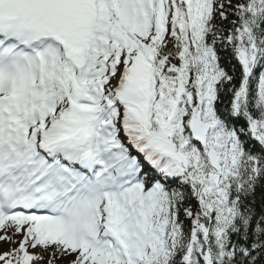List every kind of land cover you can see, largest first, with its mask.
<instances>
[{"label": "snow or ice", "instance_id": "6c2138e0", "mask_svg": "<svg viewBox=\"0 0 264 264\" xmlns=\"http://www.w3.org/2000/svg\"><path fill=\"white\" fill-rule=\"evenodd\" d=\"M262 181L264 0H0V264H264Z\"/></svg>", "mask_w": 264, "mask_h": 264}, {"label": "trees", "instance_id": "16d2710c", "mask_svg": "<svg viewBox=\"0 0 264 264\" xmlns=\"http://www.w3.org/2000/svg\"><path fill=\"white\" fill-rule=\"evenodd\" d=\"M233 63H235V61H233ZM226 67H229V71L231 72L232 70H231V67L230 66H228V65H225ZM239 68V66L237 65V69ZM237 76H238V71H237ZM242 123V122H241ZM249 145H251V144H253L254 142L253 141H251V140H249ZM254 150H258V146H257V148L256 149H254ZM255 199H256V205H255V207H256V211H257V213H259L260 212V210H261V207L262 206H264V181H262L261 182V185L260 186H258L257 187V189H256V193H255Z\"/></svg>", "mask_w": 264, "mask_h": 264}, {"label": "rangeland", "instance_id": "374dc122", "mask_svg": "<svg viewBox=\"0 0 264 264\" xmlns=\"http://www.w3.org/2000/svg\"><path fill=\"white\" fill-rule=\"evenodd\" d=\"M10 245L7 243H0V253H3L5 251L9 250ZM60 264H67L66 260L60 261Z\"/></svg>", "mask_w": 264, "mask_h": 264}]
</instances>
